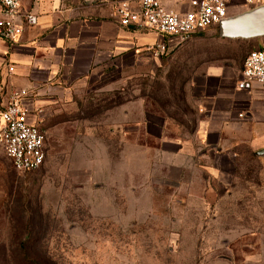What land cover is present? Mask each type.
Segmentation results:
<instances>
[{"label": "rangeland", "instance_id": "1", "mask_svg": "<svg viewBox=\"0 0 264 264\" xmlns=\"http://www.w3.org/2000/svg\"><path fill=\"white\" fill-rule=\"evenodd\" d=\"M57 1L83 15L117 0ZM217 39L210 28L158 60L145 48L45 107L39 169L17 172L0 149V264H264L259 166L241 161L213 202L203 170L171 156L194 126L185 86ZM15 92L0 47V111Z\"/></svg>", "mask_w": 264, "mask_h": 264}, {"label": "crops", "instance_id": "2", "mask_svg": "<svg viewBox=\"0 0 264 264\" xmlns=\"http://www.w3.org/2000/svg\"><path fill=\"white\" fill-rule=\"evenodd\" d=\"M19 2L20 13L34 16L36 24L23 23L21 36L10 44L0 40V47L7 68L12 69L10 76L17 91L29 95L24 102L31 112L29 121L40 127L45 107L67 100L78 84L97 74L123 69L126 57L138 60L143 50L155 43L166 45L160 58L170 56L185 43L162 38L141 26H120L112 15L115 2L108 10L83 15L61 7L57 0ZM189 2L161 0L166 10L178 14L190 9ZM261 4L264 0L253 6L243 0H231L228 16ZM133 8L136 10L135 4ZM217 41L225 49L206 61L185 86L187 105L195 114L193 130L185 140L176 137L171 141V156L179 158V168L203 170L205 187L199 199L213 202L222 196L223 187L231 184V169H236L241 161L259 166L264 180V156H257L264 150V86L249 83L238 88L245 59L239 47L258 50L261 43L264 46V38ZM244 247L253 250L255 245ZM260 248L264 249V233L260 235Z\"/></svg>", "mask_w": 264, "mask_h": 264}, {"label": "built area", "instance_id": "3", "mask_svg": "<svg viewBox=\"0 0 264 264\" xmlns=\"http://www.w3.org/2000/svg\"><path fill=\"white\" fill-rule=\"evenodd\" d=\"M259 0H243L253 6ZM231 0H190V9L182 14L166 10L161 0H117L113 17L122 27L141 26L162 38H176L179 43L193 34L216 27L228 17ZM136 5V10L133 8ZM35 25L36 18L20 13L19 0H0V40L15 42L22 34V24ZM155 58L166 52V45L155 43L146 47ZM9 73L12 71L8 68ZM249 83L264 86V49L250 51L244 61L238 88ZM29 99L25 91L15 92L0 111V149L17 172L39 169L46 158V134L36 122L24 102Z\"/></svg>", "mask_w": 264, "mask_h": 264}, {"label": "water", "instance_id": "4", "mask_svg": "<svg viewBox=\"0 0 264 264\" xmlns=\"http://www.w3.org/2000/svg\"><path fill=\"white\" fill-rule=\"evenodd\" d=\"M216 35L222 40H254L264 38V4L228 16L216 26ZM257 156H264V150Z\"/></svg>", "mask_w": 264, "mask_h": 264}]
</instances>
